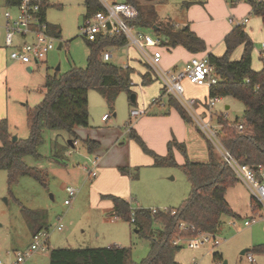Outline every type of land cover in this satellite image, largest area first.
<instances>
[{"label":"rangeland","instance_id":"1","mask_svg":"<svg viewBox=\"0 0 264 264\" xmlns=\"http://www.w3.org/2000/svg\"><path fill=\"white\" fill-rule=\"evenodd\" d=\"M205 4L209 5V14L204 12ZM234 7L237 10L232 13L236 15L248 8L245 0L159 1L150 7L152 11L149 19L153 22L152 27L141 30L154 40L159 39L164 42L165 36L156 33L153 30L154 25L183 28L190 27V23L194 26L198 23L200 29L210 37L212 48H209V53L221 56L225 46L215 27L219 30L223 26L225 8ZM0 10L8 11L11 15L16 14L15 8L4 6V0H0ZM44 11L46 22L60 29L59 36L54 40V48L48 52L46 61L38 65L33 64L29 71V66H23L21 70L3 65L0 69V120L4 119L8 133L20 140L26 139L29 135L26 113L42 101L46 75L58 77L73 67L85 68L90 52L87 41L82 37L79 29L87 13L85 0H45ZM246 16L248 22L243 23L244 30L253 45L251 69L260 71L264 67V57L260 56L264 44V29L256 16L252 14ZM210 18L214 20L212 23L208 21ZM30 39L28 37V40ZM3 41L4 26L0 18V65L4 64L9 51L3 45ZM59 43L62 45L57 49ZM106 49L111 55L108 63L123 69L125 66L130 68V89L137 96L136 104H130L128 95L120 92L114 101L112 111L101 95L89 90L87 94L89 121L86 130L89 131L87 133L89 139L99 141L100 148L97 151L94 153L87 151L84 143L87 136L80 132L79 138L77 137L78 144L72 148L68 145L67 141L70 138L66 132L44 129L43 143L37 148L39 157L30 155L23 157V162L27 166L41 172V182L31 176H20L17 182L9 185L7 172L0 170V261L4 264H16L17 253H24L30 247L32 235L39 229L48 235V249L34 251L19 264H49L50 251L58 248H104L114 245L129 249L131 261L137 264L146 258L149 240L142 233L135 232L134 224L120 217L111 216V211L103 207L107 206V202L99 206L92 199L94 196H92L91 183L94 178L88 176V171L92 167L91 160L97 158L100 164L117 159L122 161L124 164L120 165L125 168L126 173L121 174L126 176L127 180H125L126 189L123 184L117 183L122 187V196L119 197L128 199L132 207L137 203L139 209L163 211L177 209L188 196L190 187L180 166L185 161H206L208 157L206 140L211 144L213 154L220 159L213 144L200 131L194 119L176 98L173 97L190 117L192 125L185 123L177 111L168 106L167 95H163L159 103L153 102L163 92L160 73L172 69L180 70L184 66V58L180 56L181 51L177 53L165 48H157L162 55L157 65L153 67L150 65L154 80L150 84L141 85L142 64L149 63L148 55H151L155 49L145 48L142 51L132 45ZM241 53L242 46H238L232 52L230 60H238ZM187 84L190 83L183 82L185 100L189 98L202 100L203 97H207V88L192 84L188 87ZM225 106L228 108L225 109ZM142 107L147 109L146 114L137 118L130 117V110ZM243 110V105L231 97L219 98L213 109L216 115L211 120L212 128H218L221 133V126L217 127V118L221 113L229 124L236 120L242 121ZM106 113L109 114V118L106 122H102L101 116ZM142 118H159L166 124L163 129L168 138L162 145L161 142H157L159 146L154 144L157 150L166 151L168 142L184 144L185 154L180 153L175 144L173 148L171 147L177 165L154 166L153 161L151 164H145L150 156L135 155L141 150L128 138V131ZM138 126L140 128L134 130L147 148L159 156H165L168 147L164 155L158 154L148 147L137 132L140 131L146 141H152L155 136L162 135V129L159 127L152 129V125L148 124ZM129 155L131 161L138 165L126 164ZM68 186L78 190L69 206L64 204ZM224 198L230 213L221 215L216 227L209 232L211 238L215 237L218 241V245L214 246L209 241L197 249H190L186 245L180 246V249L174 253V260L178 264H223L224 262L264 264V252L256 253L251 250L256 245L264 244V213L260 211L261 217H256L255 222L249 226L243 224L244 221L252 220V199L249 190L241 182L227 188ZM22 208L34 211L36 214L26 219ZM59 218L63 224L62 231H57L55 228ZM157 229L156 223L148 226L149 231L154 232ZM195 235L178 229L174 239L185 241ZM244 249L249 250L242 255ZM249 254L254 257L255 263L248 261Z\"/></svg>","mask_w":264,"mask_h":264},{"label":"trees","instance_id":"2","mask_svg":"<svg viewBox=\"0 0 264 264\" xmlns=\"http://www.w3.org/2000/svg\"><path fill=\"white\" fill-rule=\"evenodd\" d=\"M121 1L131 4L137 11L136 18L131 22L140 29H146L153 24L149 19L152 11L150 7L164 0ZM17 2L18 0H4V6L11 7ZM249 3L254 6L251 2ZM85 5L87 11L85 17L101 10L97 0H85ZM44 10L45 0H41L40 18L46 22ZM252 15L260 19L264 29V3L256 5ZM47 25L48 32L58 37L60 34L58 26L50 23ZM153 28L156 33L165 36V41L161 42L162 46L167 48L180 46L192 54L206 50L203 39L188 27L154 25ZM87 44L90 52L85 68L73 67L58 77L46 75L42 101L26 113L29 129L26 139L12 141L6 121L0 120V170L7 172L9 185L17 182L20 176H31L38 182L42 181L41 172L27 166L23 162V157L27 155L39 157L37 148L43 143L44 129L64 131L72 142L77 140L76 130L88 126L87 94L89 90H94L101 95L112 111L114 101L120 92H125L129 99L132 93L130 68L117 67L101 58V52L107 47L118 48L125 45L124 37L114 35L97 38L94 41H87ZM223 44L225 46L223 55L207 54L215 75L219 77L218 83L208 88V96L231 97L240 102L244 108L242 120L244 128L242 131L238 129V120L229 124L221 113L217 118L218 125L221 126V143L240 163L250 167L264 165V67L260 71L251 69L253 45L244 30V25L233 27L223 38ZM238 46H242L239 59L230 60L232 52ZM142 68L140 84H150L154 80L151 75L152 69L146 63L142 64ZM163 95H165L164 92L159 98ZM167 104L177 111L185 123L192 125V120L173 96L167 95ZM128 138L134 141L143 153L153 158L154 166L177 165L171 152V147L175 145L180 153L185 154L183 143L168 142V153L165 156H159L147 148L134 129H129ZM84 143L87 151L91 153L100 148L99 142L94 140L85 139ZM206 149L208 153L206 161H185L180 166L190 187L188 196L180 207L158 210L154 214L146 209L134 211L132 224L136 226L137 233H142L149 240L148 254L137 264H178L174 260V253L180 248L172 245V241L178 232L179 223H187L196 231L209 233L216 227L221 215L230 213L224 196L227 188L234 186L238 181L230 168L213 154V148L207 140ZM118 171L122 174L126 173L124 167L118 168ZM102 198L112 202L113 216L130 222L131 206L127 200L113 195L102 196ZM251 205L252 218L259 216V206L253 200ZM172 211H174L173 214H171ZM22 213L26 219L36 214L26 208H22ZM152 223L158 226L154 232L148 230V226ZM187 233L190 232L187 231ZM251 250L256 253L264 252V244L256 245ZM49 260V264H135L131 261L129 249L115 246L53 249L49 253Z\"/></svg>","mask_w":264,"mask_h":264},{"label":"built area","instance_id":"3","mask_svg":"<svg viewBox=\"0 0 264 264\" xmlns=\"http://www.w3.org/2000/svg\"><path fill=\"white\" fill-rule=\"evenodd\" d=\"M101 6V10L96 11L92 15L85 17L80 26L82 37L86 41H94L97 38H105L114 35H121L126 40L125 45L135 46L137 49L144 50L145 48H154L151 55H148V65H157L161 58V51L157 48L161 47L159 39L154 40L149 34L144 33L140 28L131 22L137 16L136 9L129 3L116 0H97ZM251 2L254 6L264 3V0H246ZM7 8H15L16 14L11 15L8 11L0 10V18L3 20L4 26V45L8 48V58L15 62H20L25 65L32 66L33 64L42 63L49 51L54 48V37L48 32V25L40 18L41 0H18L17 4ZM229 23L235 26L244 25L248 22L247 17L235 18L230 16ZM28 37L31 39L28 40ZM62 45V44H61ZM260 56L264 57V44L260 51ZM110 51L107 49L101 52L103 61L110 59ZM124 68H127L125 66ZM160 80L163 85V92L165 95H171L178 100V102L191 115L200 131L213 144L216 151L220 155V160L223 161L232 171L238 182L243 183L249 190L251 199L259 206L260 211L264 213V165L258 164L255 167H250L247 164L240 163L230 151H228L221 141H219L220 132L213 129L211 120L216 115L213 111L219 97H206L205 100L197 101V99H184L183 82L198 86L210 88L217 84L219 77L215 75L212 65H210L207 56L192 57L180 69H172L162 71L160 73ZM161 98L155 99L154 103H159ZM147 109L135 108L130 110V117L137 118L146 114ZM109 115L102 116V120L106 121ZM243 121H238L237 127L240 131L243 130ZM217 127L220 125L217 124ZM78 144L77 140L72 142L73 146ZM98 159L91 160V170L88 171V176L92 179L97 176ZM67 199L64 204L69 206L75 198L78 190L72 186L66 187ZM130 203V202H129ZM131 206V204H130ZM139 209L137 203L135 207L131 206L130 222L133 223L134 211ZM166 210V209H164ZM155 213L156 209L150 210ZM174 211L171 212L173 214ZM261 217V216H257ZM255 218L251 221H244L245 226H249L255 222ZM56 225L57 231L63 230V224L58 219ZM179 230L195 232V237L180 241L174 239L172 245L180 247L186 245L190 249H197L206 242L216 246L218 241L215 237L211 238L210 233L196 231L192 225L187 223H179ZM48 249V235L46 232L38 230L32 235V244L24 251V253H17L16 264L23 262L34 251H46ZM247 259L250 263H255L252 255H248ZM0 264H4L0 261Z\"/></svg>","mask_w":264,"mask_h":264},{"label":"crops","instance_id":"4","mask_svg":"<svg viewBox=\"0 0 264 264\" xmlns=\"http://www.w3.org/2000/svg\"><path fill=\"white\" fill-rule=\"evenodd\" d=\"M245 5L249 8L243 10L241 13H239V15H236L234 13H232V11H235L237 10L235 7L234 8H225V12H224V17H223V21H224V24L223 26L218 30L217 27L216 30L217 32H219L220 34V37H222V42H223V38L225 37V35L227 33H229V31L233 28V26L229 23L228 21V18L230 16H234L237 18H243V17H247L246 14H252V6L250 5V3L248 1L245 0ZM209 5L208 4H205V14H209L208 13V10H209ZM236 6V5H234ZM227 16V18H226ZM229 16V17H228ZM258 18V17H257ZM209 23H212L214 20L212 18L208 19ZM258 22L259 24L261 25V21L260 19L258 18ZM192 32H194L198 37H200L201 39H203V41L205 42L206 44V50L202 53H198V54H192V53H189L188 51H186L184 48L180 47V46H177L175 48H167V47H164V46H161V48H165V49H168V50H171V51H174V52H177L178 51H181L182 54L180 56H182L184 59H183V65H185L188 60L192 57H197L196 55H198L199 57H202V56H207V54L210 52L209 48L211 47L212 48V43L210 41V37L207 35V33H204L202 31V29H200V27L198 26V23L194 26L193 23H190V27H188ZM3 45H4V41H3ZM5 46V45H4ZM6 48V47H5ZM8 49V48H7ZM170 52V51H168ZM162 55V53H161ZM170 55V54H168ZM179 56V57H180ZM178 58V57H177ZM46 59L43 61L45 62ZM5 65V67L7 65H9V67H12V68H16V69H21L23 70V66H29V65H25V64H22L20 62H15V61H12L8 58V55L4 61V64H1L0 65V69H2V66ZM35 65H38V64H35ZM30 70H31V66H29ZM188 87H191L190 84H187ZM195 86V85H194ZM198 87V86H196ZM208 93V91H207ZM208 96V94H207ZM206 96L203 97L202 100H205ZM137 100V99H136ZM202 100H199V101H202ZM152 105H157V104H152ZM226 107L228 108V106H225V109ZM147 112V111H146ZM107 114V113H106ZM106 114H103L102 116L106 115ZM109 115V114H108ZM101 116V118H102ZM113 116H114V113H113ZM108 120V119H107ZM106 120V121H107ZM102 122H106V121H103L101 119ZM139 124H148L149 126L152 125V129H155L157 127L161 128L162 129V135L161 136H155L154 137V140L152 141H146L145 137L141 134L140 131H137L143 138V140L146 142V144L148 145L149 148L153 149L156 153L158 154H161V155H164L166 152H167V147H166V151H162V149L160 150H157L155 148V145L154 144H157V142H161V145L163 143H165V141L167 140L168 136L165 134V131L163 129V127L166 125L165 122H163L162 120H160L159 118H142L140 120V122H138L134 128H140L138 125ZM133 127L131 129H134ZM81 133L82 135H85L87 136L85 139H89L87 135V133L89 131L86 130V127H80L76 130V134H77V137L79 138V135L78 133ZM84 139V140H85ZM71 140V139H69ZM90 140H94V139H90ZM94 141H97L99 142L98 140H94ZM68 142V141H67ZM72 142V140H71ZM167 144V143H166ZM70 147L74 148L75 146H73L72 144H68ZM159 146V144H157ZM134 151V150H133ZM152 151V150H151ZM95 152V151H94ZM93 152V153H94ZM143 155L145 156L142 151H140L139 153H135V155ZM133 155H134V152H133ZM148 155V154H146ZM150 156V155H148ZM105 159V158H104ZM101 160L102 162L104 161ZM153 158L150 156L148 157V160L145 164H151V162L153 161L152 160ZM101 163V162H100ZM98 163V171H97V176L94 178V180L92 181L91 183V187H92V196H94V198L92 197V199L94 201H96V203L101 206L102 203H105L107 202V206H103V207H106L109 211H111L110 215H112V202L109 200V199H106V198H102V196H106V195H113V196H122L121 194V190H122V187H119L120 183L123 184V186H125V189H126V182L125 180H127L126 176L122 175L119 171H118V168L122 167L120 164H124L122 163V161L120 162L119 159H117L116 161H104L103 164H100ZM126 164H129L130 166H135V165H138V163L136 162H132L131 161V156L129 155V161H127ZM119 183V185L117 184ZM95 189V190H93ZM97 190V191H96ZM95 193V194H94ZM124 199V198H123ZM125 200H127L129 202L128 199L125 198ZM115 217V216H114ZM115 247H118V248H121L120 246H117V245H114Z\"/></svg>","mask_w":264,"mask_h":264},{"label":"water","instance_id":"5","mask_svg":"<svg viewBox=\"0 0 264 264\" xmlns=\"http://www.w3.org/2000/svg\"><path fill=\"white\" fill-rule=\"evenodd\" d=\"M61 48V43H59L58 44V46H57V49H60ZM59 68V66L57 67V69ZM30 70V68H28V71ZM136 99H137V96H136V94H134V93H131L130 95H129V101H130V103H132V104H136ZM226 109H227V107H226ZM12 141H16V139H17V137L16 136H12ZM68 144H72V142H71V140H68ZM135 232H137V230H135ZM249 249H244V250H242V252H241V254L243 255V254H245L247 251H248ZM223 264H226L225 262L223 263Z\"/></svg>","mask_w":264,"mask_h":264}]
</instances>
